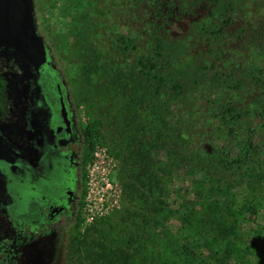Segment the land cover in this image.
<instances>
[{
  "label": "rangeland",
  "instance_id": "rangeland-1",
  "mask_svg": "<svg viewBox=\"0 0 264 264\" xmlns=\"http://www.w3.org/2000/svg\"><path fill=\"white\" fill-rule=\"evenodd\" d=\"M36 4L56 63L64 69L85 120L96 131L97 146L103 149L90 165L80 230L86 243L78 258L65 264H109L104 251L127 257H116L115 264H264L263 163L252 177L223 188L189 174L167 157V148L159 145L152 130L156 125L135 120L129 95L119 86L121 79L114 80L104 68L97 72L85 68L86 47H93L103 54L102 65L116 59L125 82L130 80L137 51L124 53L115 44L119 34L131 38L134 30L145 28L142 1L36 0ZM206 9L177 17L175 30L189 29ZM262 12L254 3H244L233 25L257 26ZM170 116L168 120L175 121ZM258 139L264 152V127ZM143 144L151 155L147 176L141 175L145 160L149 162ZM221 223L234 230L223 233Z\"/></svg>",
  "mask_w": 264,
  "mask_h": 264
},
{
  "label": "trees",
  "instance_id": "trees-1",
  "mask_svg": "<svg viewBox=\"0 0 264 264\" xmlns=\"http://www.w3.org/2000/svg\"><path fill=\"white\" fill-rule=\"evenodd\" d=\"M141 1L145 28L134 30L131 38L119 34L115 44L124 53L137 51L130 80L125 82L116 59L102 65L103 54L93 47H86V70L104 68L114 80L121 79L119 86L129 95L135 120L155 124L152 130L159 145L167 148V157L189 174L220 188L252 177L260 163L264 165L258 139L264 127V0ZM248 2L263 10L262 22L235 27V14ZM203 6L207 9L200 21L175 30L177 17L187 18ZM136 21L133 24L139 25ZM170 113L175 121L168 120ZM148 144L153 143L148 139ZM142 148L149 162L145 160L141 175L147 176L151 155L146 144ZM219 228L223 233L234 230L228 223ZM85 243L79 242L73 261ZM102 256L109 264H115L116 257L127 258L112 251Z\"/></svg>",
  "mask_w": 264,
  "mask_h": 264
},
{
  "label": "flooded vegetation",
  "instance_id": "flooded-vegetation-1",
  "mask_svg": "<svg viewBox=\"0 0 264 264\" xmlns=\"http://www.w3.org/2000/svg\"><path fill=\"white\" fill-rule=\"evenodd\" d=\"M36 3V0H35ZM0 58V264H65L82 240L97 136L56 63Z\"/></svg>",
  "mask_w": 264,
  "mask_h": 264
},
{
  "label": "water",
  "instance_id": "water-1",
  "mask_svg": "<svg viewBox=\"0 0 264 264\" xmlns=\"http://www.w3.org/2000/svg\"><path fill=\"white\" fill-rule=\"evenodd\" d=\"M14 57L24 72L48 61L45 37L37 28L35 0H0V58Z\"/></svg>",
  "mask_w": 264,
  "mask_h": 264
},
{
  "label": "built area",
  "instance_id": "built-area-1",
  "mask_svg": "<svg viewBox=\"0 0 264 264\" xmlns=\"http://www.w3.org/2000/svg\"><path fill=\"white\" fill-rule=\"evenodd\" d=\"M103 152V149L100 148L99 146L96 147V151H95V155H97V157H100V154ZM97 165V162L95 161V166Z\"/></svg>",
  "mask_w": 264,
  "mask_h": 264
}]
</instances>
